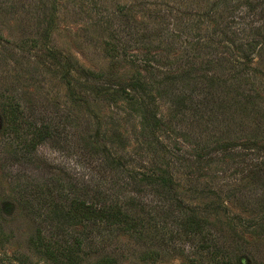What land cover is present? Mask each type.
<instances>
[{
    "label": "rangeland",
    "instance_id": "obj_1",
    "mask_svg": "<svg viewBox=\"0 0 264 264\" xmlns=\"http://www.w3.org/2000/svg\"><path fill=\"white\" fill-rule=\"evenodd\" d=\"M186 1L190 0H172L169 4L174 8H168L165 0H0V102L5 96H15L22 104L19 118L22 128L26 129L22 130L23 139L26 135L27 139L30 137L26 123L36 122L38 126L47 121V116L53 124L62 123L64 115L82 113L86 119L90 115L97 116L105 127L108 123L110 128L105 131L109 136L117 137L120 133L126 137L128 153L134 154L137 120L128 115V104L124 98L118 100L119 107L105 102L103 94L79 78L76 71L79 66L97 73L98 84L110 79L116 83L137 82L142 88L129 93L136 98L143 88L150 87L156 97L157 114L170 125L167 128L173 124L177 128L176 139L171 134L161 133L162 142L173 144L178 140L180 147L177 150H181H172L165 161L170 162L174 171L178 170L174 175V192L186 208L184 213L198 222L200 231L197 235L186 236L182 228L173 225L164 239L114 232L100 246L103 251L98 245L99 252L83 264H93L101 252L111 255L117 260L116 264H213L212 248L220 251L217 259H230L233 264H264V181L254 179V173H251V168L264 164H259L262 158L255 159L249 149L240 145L239 142L244 140L241 130H246L249 125L243 120V126H240L237 118L243 107L240 94L249 88L248 83L242 82L245 73L247 81L256 84L255 92L261 94L257 97L258 105L249 106L248 111L253 115L264 107V62L254 58L246 69L243 57L231 45L227 46L228 51L223 50L226 57H208V45L214 47L215 54L223 48L219 43L216 45L219 49L216 48L215 43L204 37L196 45L200 48L199 58H193V47L188 41H196V29L183 32L182 22L178 26L175 22L176 12L185 8ZM164 2L166 4L162 5ZM137 21L148 27H133L138 26ZM156 23L162 24L161 29ZM143 34H150V37L140 44L136 39ZM214 40L217 38H212V42ZM118 41L128 48L127 51L119 57L107 55L106 46H116ZM45 43L61 57H71L72 79L84 84H77L76 95L84 101L81 105L71 100L61 79L63 69L49 68L43 55ZM145 65L148 67L143 68ZM199 67L209 68L208 79H198L200 83L205 80L203 83L209 85L211 77L219 76V83L214 81L212 87L202 88L209 93L206 100L209 106L196 115L178 114L170 103L171 96L157 94L156 84L168 78L170 88L186 89L183 79L192 68ZM171 80L176 83L172 85ZM192 83L193 87L194 81ZM81 88L88 92L81 94ZM202 90L200 84L198 93L192 95L197 96ZM247 94L246 91L244 95ZM220 104L227 106L226 115H221ZM208 108L213 111H207ZM83 122L80 120L71 128V140L92 135L95 117L88 129ZM74 140L68 145L65 141L44 143L31 156H26L21 148L23 142L0 125V264H52L30 246V239L36 235L40 222L26 213V207L28 204L35 208L41 206L29 197L25 201L23 189L27 184L31 190L32 185H38V191L51 190L52 195H58L61 190L56 189L69 183L66 180L57 182L64 177V171L72 178L97 174L96 169L89 168L88 160L84 163L81 159ZM227 141L230 144L234 141L238 146L215 149L217 143L227 144ZM197 142L209 143L208 149L212 150L209 157L198 163L193 153ZM174 156L182 158L178 161L183 163L182 166L175 163ZM81 160L84 166L80 165ZM207 160L211 162L208 166L205 165ZM155 162L156 157L145 160L142 166L145 170L156 171L158 165ZM262 169L264 174V166ZM54 201L57 203L58 199L54 198ZM208 242L212 246L209 251L203 249L204 245L209 246Z\"/></svg>",
    "mask_w": 264,
    "mask_h": 264
},
{
    "label": "trees",
    "instance_id": "obj_2",
    "mask_svg": "<svg viewBox=\"0 0 264 264\" xmlns=\"http://www.w3.org/2000/svg\"><path fill=\"white\" fill-rule=\"evenodd\" d=\"M165 1L167 4L164 2L162 5L166 4V7L174 8L169 4L172 0ZM184 7H179L181 11L176 12L177 20L175 22L178 23L176 26L182 22L183 32L185 29H192L193 31L196 29L194 34L196 41H188V45L193 47L191 54L193 58L195 56H197L195 58H199L200 52L198 53V51L200 48L196 45H199L204 37L206 41L215 43V46L219 43V47L223 48L222 51L218 50V54H215L214 47L208 45L206 51L208 57L215 55L218 59L224 58L226 54L223 50L228 51L229 48H226L231 45L243 57L244 64L247 65L246 69H249V64L252 63L254 58L264 62V0H203V2L202 0H190L186 1ZM156 19H158L157 21L160 20L159 18ZM97 22L98 24L103 23L101 21ZM137 22L138 26L133 27H148L141 21ZM186 23L187 27H185ZM156 25L161 29L162 24L156 23ZM47 35L49 37L48 32ZM148 35L143 34L138 37L137 42L143 43L150 37V34ZM176 37L180 39L178 35ZM212 38H217V41L212 42ZM224 43H227V45L224 46ZM219 47L216 46L218 49ZM43 49L46 51L43 55L46 57L45 61L49 64V68L56 71L63 69L61 79L71 94V100L81 105V102L84 101L80 95H76L77 84L81 86L84 84L72 79L71 71H74V68L72 67L71 57H61L46 43L43 44ZM127 49L125 45L118 41L116 46L110 47L109 44L106 46V54L119 57ZM222 52L224 53L223 56ZM219 54H221L220 57ZM144 67L148 66L145 65ZM76 71L81 80L91 84L97 93L105 96L103 100L109 105H117L118 100L124 98L129 106L128 115L137 120L135 126L136 147L133 148L135 155L128 153L129 141L126 137L120 133L117 137L109 136V132H106L110 128L108 123L105 127L104 122L97 116L90 115L86 119L82 116V113L76 116L66 114L62 117V123L53 124L52 119L48 116L45 117L47 121L38 126L36 122L34 124L26 123L30 137L27 139L26 135L23 139L22 130L26 129L22 128L19 118L23 106L21 107L22 104L17 101L15 96L3 97L2 102H0V125L3 130L8 129V132L16 140L23 142L21 148L26 152V156H31L36 148L44 143L65 141V145H68L74 140H71L69 134L71 128L77 126L76 122L85 121L83 123H85V128L88 129L92 125L91 120L95 117V123L91 127L92 135L80 136L78 139L75 138L74 141L80 155H82L81 159L84 163L88 160L89 168L96 169L97 174L89 175L87 173L72 178L69 173L64 171L63 176L65 178L57 179V182L66 180L69 183L65 187L60 185L59 189H56L61 190V192H57L58 195H52L53 191L51 190L38 191V185H32L34 187L32 190L30 184L24 187V200L27 201L29 197L30 200H36L41 206L35 208L32 204H28L26 207V213L40 222L36 235L30 239V246L43 259L52 264H83L85 260L94 257L93 255L99 252V247L105 244L114 232H123L139 237L148 235L154 239H164L168 228L174 225L182 228L186 236L189 234L191 236L192 234L197 235L200 231L198 222L194 218H190L186 212L184 213L186 208L181 202L180 196L174 192V175L178 170L174 171L170 162L165 161L167 154H171L172 150L181 151L177 150L180 147L177 143L178 140H174L173 144H165L160 138L161 133L166 132L176 139L175 131L177 128L175 124H173V127L167 128L170 125L162 116L157 114L156 97L153 96L152 89L150 87L143 88L140 96L136 98L129 93L131 91L135 93L142 88L137 82L129 84L116 83L111 82L110 79V81L104 80V82L98 84L99 76L97 73L94 74L92 71L85 70L80 66ZM208 73L209 68L207 67L192 68L187 78L183 79L186 89L181 88L179 90L174 88L176 86L170 88L167 85V83H170L169 79L163 78L156 84L157 94L160 97L171 96L170 103L178 114L196 115L209 106V101H206L209 93H207L208 91L204 92L202 88L212 87L211 83L214 81L215 84L219 83V76L211 77L212 82L209 85L203 83L205 80L201 83L198 81V79L205 77L208 79ZM191 75L195 77L192 78ZM246 75L247 73L242 76L244 77L242 82L245 85L249 84V88L244 90V93L247 91L249 94L246 96L244 93L240 94L243 97L241 103L243 107H240L237 118L240 121V126H243L242 122L245 120L249 127L246 130H241L244 140H240L242 142L239 143L244 148L249 149L250 153L255 155V159L262 158L259 164H264V107L258 110L257 114L252 115L248 111L249 106L258 105L257 97L260 98L261 94L257 90L255 92L256 84L247 81ZM192 81H194L193 87ZM173 82L171 80L172 85ZM200 84L202 91L197 96L192 95L198 93ZM87 92L84 88L80 89L81 94ZM239 101L240 99L237 102L239 103ZM226 107L225 104L218 105L222 116L227 114ZM207 111L210 112L213 109L208 108ZM88 113L92 114L89 111ZM216 118L218 119V117ZM70 136L72 135L70 134ZM158 143L160 145H157ZM234 143L236 142L233 141L231 144L228 141L227 144L217 143L215 149L235 148L238 144ZM196 144L193 153L194 159L198 163L209 157L212 150L208 149L209 143L197 142ZM185 154L187 153L185 152ZM155 157L158 165L156 171L145 170V167L142 166L145 160H151ZM173 159L178 166L183 165L182 162L178 163L182 159L179 156H174ZM82 160L80 165H83ZM216 163H219V161H216ZM210 164V160L205 163L207 166ZM262 166L264 165H256L251 168L254 179H260L259 182L264 181V174L261 172L263 170ZM65 190L67 191L65 192ZM54 198L58 199L57 203H55ZM74 228L78 229L75 230ZM208 244L209 246L204 245L203 249L206 248L209 251L212 246L209 242ZM212 250L214 251V253L212 252L213 264H233L230 259H217L220 251L213 248ZM100 251H103L101 247ZM110 256L101 252V255L96 257L93 264H116L117 260Z\"/></svg>",
    "mask_w": 264,
    "mask_h": 264
}]
</instances>
